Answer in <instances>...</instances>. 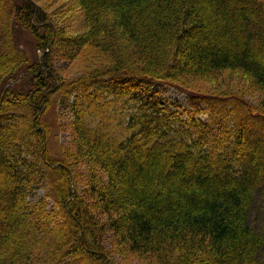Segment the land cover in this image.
Here are the masks:
<instances>
[{
    "label": "trees",
    "instance_id": "obj_1",
    "mask_svg": "<svg viewBox=\"0 0 264 264\" xmlns=\"http://www.w3.org/2000/svg\"><path fill=\"white\" fill-rule=\"evenodd\" d=\"M73 1L75 48L111 63L64 80L54 56L65 29L35 0H0V264H118L107 237L148 264H264L250 222L264 183V0ZM16 25L38 37L35 61ZM232 70L250 77L258 103L177 81ZM99 80L134 105L108 129L110 102L88 84ZM135 80L188 91L187 105L139 95ZM76 90L95 111L73 102V140L55 152L44 115L57 92Z\"/></svg>",
    "mask_w": 264,
    "mask_h": 264
},
{
    "label": "rangeland",
    "instance_id": "obj_2",
    "mask_svg": "<svg viewBox=\"0 0 264 264\" xmlns=\"http://www.w3.org/2000/svg\"><path fill=\"white\" fill-rule=\"evenodd\" d=\"M40 7L48 11L49 15L57 22L58 26L65 29L64 33L68 38L66 42L61 41L59 44L60 52L54 56V66L56 72L64 79H76L84 73H88L97 69H101L111 63V60L106 57L107 55L92 45H85L77 50L72 39L74 36L81 35L83 33V26L81 24L82 9L76 5L73 0H35ZM13 38L18 43L22 50L25 52V56L29 61H35L41 54V50L37 47V36L29 29L21 26L13 27ZM70 38V40H69ZM6 30L0 24V54L5 52ZM66 53V54H65ZM106 55V56H105ZM250 77L243 74L240 70L225 71L217 77H192L186 80L179 79L178 82L188 87H183L194 92L221 94L223 91H229L230 96H236L244 99L247 102L256 104L259 102L260 92L254 87H251V82L248 80ZM113 82V81H112ZM89 88L91 92L98 90L99 95L103 101L110 102L109 113L106 119H108V125H104V129H108L109 125L112 128L118 119L125 120L124 115L133 108V102L125 103L126 97L116 96L114 91V82L109 84L107 81L99 80L97 82L90 81ZM135 92L139 95L152 94L169 102L178 101L180 104H186L188 102V91L184 92L182 89L172 87L169 85H162L159 82L146 83L135 80ZM63 85H66L63 84ZM108 86H111L110 90H105ZM181 87V85H180ZM181 87V88H182ZM190 91V90H189ZM70 93V92H69ZM68 93V94H69ZM65 95L67 93H64ZM62 92H57L51 98L50 106L44 115L48 120H51L55 125L53 129L48 132V139L54 151L57 152L60 146H68L73 140V130L71 127V120L73 118V112L71 106L73 102L78 100L79 103L89 102L85 104L89 112L93 110V104H90L89 100H84L82 91H72L69 98L63 99ZM130 100V98L128 99ZM203 115V113H200ZM112 116V117H111ZM123 118V119H122ZM116 119V122H115ZM59 123L61 125L59 126ZM82 188V185L80 186ZM46 189H39L38 195L43 196ZM250 222L252 227L263 233L264 235V183H261L254 192L253 206L251 208ZM110 237V233L108 235ZM106 236V237H107ZM105 241V246L109 255L118 264H148L149 259L146 256L132 255L127 251H116L111 249L108 237ZM260 257L264 260V245L260 252Z\"/></svg>",
    "mask_w": 264,
    "mask_h": 264
}]
</instances>
